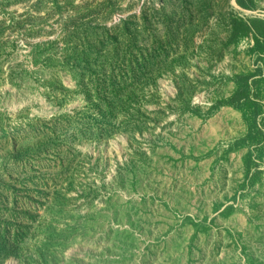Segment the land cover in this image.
I'll return each mask as SVG.
<instances>
[{
	"label": "rangeland",
	"instance_id": "1",
	"mask_svg": "<svg viewBox=\"0 0 264 264\" xmlns=\"http://www.w3.org/2000/svg\"><path fill=\"white\" fill-rule=\"evenodd\" d=\"M0 264H264V0H0Z\"/></svg>",
	"mask_w": 264,
	"mask_h": 264
}]
</instances>
